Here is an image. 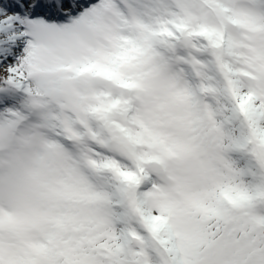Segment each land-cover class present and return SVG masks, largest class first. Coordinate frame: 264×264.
I'll list each match as a JSON object with an SVG mask.
<instances>
[{
	"label": "snow or ice",
	"instance_id": "1",
	"mask_svg": "<svg viewBox=\"0 0 264 264\" xmlns=\"http://www.w3.org/2000/svg\"><path fill=\"white\" fill-rule=\"evenodd\" d=\"M0 264H264V0H0Z\"/></svg>",
	"mask_w": 264,
	"mask_h": 264
}]
</instances>
